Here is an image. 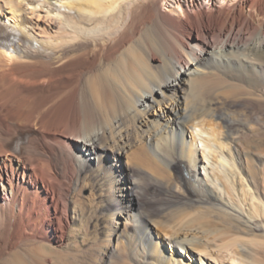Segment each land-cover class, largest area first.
Listing matches in <instances>:
<instances>
[{"label":"bare ground","instance_id":"bare-ground-1","mask_svg":"<svg viewBox=\"0 0 264 264\" xmlns=\"http://www.w3.org/2000/svg\"><path fill=\"white\" fill-rule=\"evenodd\" d=\"M164 1L0 0V264H57L48 244L86 240L82 189L105 255L264 264V173L249 127L215 107L264 100V0ZM145 180L155 216L133 203Z\"/></svg>","mask_w":264,"mask_h":264},{"label":"rangeland","instance_id":"rangeland-1","mask_svg":"<svg viewBox=\"0 0 264 264\" xmlns=\"http://www.w3.org/2000/svg\"><path fill=\"white\" fill-rule=\"evenodd\" d=\"M234 1H236V0H227L226 3H232ZM177 2L183 3L185 6H189V7L194 8V9L206 7L208 5L209 6H219L221 4H224V2H220L219 0H207L205 5H203V0H165L164 1V3H165L164 8L168 9L170 6H172L173 4H175ZM46 23L48 24L49 22L47 21ZM5 29H8V28H4L0 25V31L1 32L4 31ZM187 72H190V71L187 70L186 73ZM250 91L253 94H256L257 96H259L258 93L255 92L254 90L250 89ZM211 92H209L210 98L214 99L215 97H217L216 95L214 96V94H213L214 92H212V93ZM212 96H214V97H212ZM235 96H236L235 98L233 97L231 99L221 98V100L220 99L217 100L218 98H216L217 104L215 103V107L218 110L219 109L220 110H226L227 109V111L232 114V119H234L237 123H239V125H242L244 127L243 123H245V126L247 125L249 127V129H247V130L245 127L243 130H242V128H240V130L238 131V134H240V140H241L240 145L244 149L246 148L245 150L249 154L250 163L252 162L251 164L254 167H256V168H254V167L253 168L258 170V171H262V173H264V153H263L264 152V100L257 102L256 100H251V99H246V98L242 99V97L245 96L244 94H237ZM239 96H241V98ZM237 119H239V120H237ZM214 120L218 121V125L222 129L223 123L221 122V120H219L218 118H215ZM248 141H249V143H248ZM248 147H249V149H251V151L248 149ZM258 152H259V154H258ZM132 169H133L132 172L134 174L139 173L140 176H143V174L140 173V171L138 172L139 169H137L136 167H134ZM145 181L146 182L143 184L144 186L141 185V187L138 188L139 192L138 191H137L138 193L136 192V194H135L136 199L133 201V203L135 204V206L139 210H141L143 212L144 215L155 216L158 213L157 206L161 203V200L164 197V193L161 190L159 191L158 189H155V188H157V186L155 184L150 183L148 180H145ZM110 188H111V190L114 189L113 187H110ZM110 188H109V192H110ZM80 192H82L83 195H79V194H82ZM76 195H77L76 196L77 199L82 202L83 210H84V208H86V210H84L85 219L82 222L83 224H86V225H83L81 223V229H80L81 234H83L84 237L87 236V237H85L86 240L72 239L70 244L64 248L65 250L64 249L60 250V248H57V246L55 244H51V243L48 244L47 243L48 247L51 248V250H52V252H50V254L48 252L49 256L51 258H53L57 264H59V263L60 264H137V261L134 258L130 257L127 254V252H125L126 250L124 248H121L119 246L117 248H115L117 250H115V249L113 250V254H111V257H110V255L108 256V255H105L103 253L104 246L106 245V243L108 241L106 239V236H107L106 232H105V234H103L101 231L102 227H101V225H99V222L100 221L102 222V219L97 223L94 220L95 216H93L92 210L96 207V204H95L97 201V198H95L96 195H95V197L88 195L87 191L85 189H82V191L78 190L76 192ZM92 205H94V206H92ZM118 205H119L118 201L114 200L113 204L111 205V209L109 212L111 213L114 210H116ZM87 208H90V210L92 208V210L90 211ZM89 212H91V213L89 214ZM87 216H89V217H87ZM89 220H91L90 223H89ZM111 220L112 219H110V220L107 219V221L109 223L112 222ZM87 222H88V226H87ZM123 226L124 225L121 224V226H120L121 230H122ZM83 228H85L86 230ZM154 229L158 230L157 228H154ZM97 232H98V234H97ZM88 238L90 239V241ZM72 243H73V245H72ZM67 247H69V248L67 249ZM135 256H136V253H135Z\"/></svg>","mask_w":264,"mask_h":264}]
</instances>
